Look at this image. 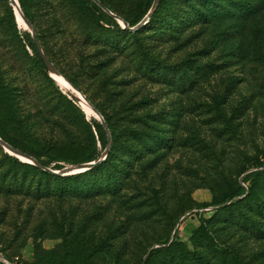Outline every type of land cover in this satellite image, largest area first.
<instances>
[{
	"label": "rangeland",
	"instance_id": "1",
	"mask_svg": "<svg viewBox=\"0 0 264 264\" xmlns=\"http://www.w3.org/2000/svg\"><path fill=\"white\" fill-rule=\"evenodd\" d=\"M15 1L23 16L34 13L59 75L100 117L31 64L23 52L33 55L29 30L0 0V60L11 59L7 75L0 70L8 137L53 171L99 158L101 118L115 141L61 197L28 191L46 184L0 147V264H264V207L242 208L238 217L216 216L211 206L264 165V0H218L225 11L218 7L209 20H197L188 6L177 15V0H164L153 22L135 31L98 6L116 25L80 16L68 0ZM99 1L128 21L147 5ZM248 6L255 11L245 14ZM263 189L261 178L255 193L264 200ZM176 220L178 238L169 246ZM155 247L160 252L148 258Z\"/></svg>",
	"mask_w": 264,
	"mask_h": 264
},
{
	"label": "trees",
	"instance_id": "2",
	"mask_svg": "<svg viewBox=\"0 0 264 264\" xmlns=\"http://www.w3.org/2000/svg\"><path fill=\"white\" fill-rule=\"evenodd\" d=\"M163 1L164 0H159L157 8L153 12L152 17L149 20V23L153 22V19L155 18V16L159 12V10H161L163 8ZM224 1H227V0H224ZM68 2L73 7L74 11L77 12L82 17H89L91 15L92 17H94L95 21H97L98 23L105 22L106 24L113 23V25H116V22L114 20H112L108 16L104 15L97 6L92 5L90 0H68ZM99 2L106 9L110 10L101 1H99ZM152 2H153V0H147V3H146L147 5L145 7L146 12L144 11L143 13H145V14L147 13V11L152 6ZM87 4H91L93 8L92 9L87 8ZM174 4L177 5V7H176V12H177L176 14L177 15H180L184 11L185 6H188L189 9L191 10V12L193 10L199 11L196 14V15H198L196 18L197 20H198V17H203L206 20H209L212 17H216L217 14H219V12H217V10L219 8L221 10L225 11L223 6H218V0H177V2H175ZM202 11H205V14H203ZM254 11H255V9L252 8V6H248L247 10H245V14L246 13L247 14L252 13ZM143 13H141L140 15L135 17L134 20H131V21H128L124 18H121V19L127 23L128 27L132 28V27L136 26L142 20V17L145 15ZM23 14H24V17L26 18V20L32 25V27L35 31L37 40L39 42V45L41 46L44 54L47 57V52L45 50V47L43 46L42 42L40 41V39L37 35V28H36V23H35V19H34V17H35L34 13H32V12L30 13V12H27L26 10H24ZM116 16H118V15H116ZM54 21H56V19H54ZM147 28H143L142 30L137 31L136 33H134L132 35H139V33L145 32L147 30ZM4 32H5V30H4L3 24H1V22H0V34L2 35ZM15 34H17V31H15ZM26 37L28 38V45L31 48V50L33 51V55H29L23 49L24 55L31 61V64L38 70V72H40L42 75L45 76L47 82L52 83V80L47 76V70H46L41 58L39 57L38 53L36 52V47L33 44L32 39H30L28 34L26 35ZM16 39H17V41L19 40V43H22L23 38L20 39L17 35ZM5 63L11 65V59L10 58H8V59L4 58V60L3 59L0 60V70H1L2 76L4 74L7 75V72L5 71V68H4L6 66ZM150 71H151V68L148 65H146L145 72H150ZM94 108L97 110V107L94 106ZM104 122L106 123L107 128L109 130V126H108L107 122L105 120H104ZM94 128L96 130V128H98V126L95 125ZM0 139L3 140L8 145H10L11 147L17 149V144L12 139H10L8 137L7 132L5 131V129L3 128V126L1 124H0ZM110 139H111V146H112V144L115 141V136L113 137L111 132H110ZM100 144L102 147H104L106 144V140H103ZM17 150L22 152L19 149H17ZM92 151H94V152L97 151L96 144L94 142L92 144ZM22 153H24V152H22ZM24 154H26V153H24ZM26 155H28V154H26ZM28 156H30V155H28ZM10 160L12 161V163H14L16 165H20L22 167L32 168V169L36 170L38 172V174L41 176L42 181L45 182V184H46L45 187L38 186V187H35V189H33V190H31V188L28 190L30 192L33 191L32 193L36 194L37 197H40L41 195H45V196H49V195H53V196L56 195L57 196L58 195L59 197L67 196L70 191L73 192L74 190L77 189L76 188L77 182H79V181L85 179L87 176L91 175L97 167V166H95L94 168H92L88 171H85V172L79 173V174H75V175L58 176V175L50 174L48 172L39 170V168L36 166L21 163L18 159L14 158V157H10ZM35 160L40 165L47 168V165L45 163L39 161L38 159H35ZM93 160H94L93 158L89 157V158H86L83 161L78 162V163H80V164L90 163ZM260 168H262V170ZM54 169L57 171H60V170L64 169V167L62 165L58 164L55 166ZM50 170H52V169H50ZM261 178L264 179V165L261 163H257V166L255 167L254 171L246 174L242 178L243 184L237 187L236 193L234 194V196L225 195L221 199H219L218 201L214 202L211 205V206H214L216 208L213 211V214L216 216H219L222 214H227L229 212H234V213H238V217H240V215H241L240 212H241L242 208L251 209L252 211H254L256 213L259 212L260 209L262 207H264L262 205L264 203V200L260 199L259 196H257V194L255 192H256V181L258 179H261ZM248 183H250V185L245 187L244 185L248 184ZM72 192H70V193H72ZM260 193H261V196H263L264 195V189ZM234 197L236 198L235 200H233ZM204 207L205 206H202V208H204ZM176 225H177V228H176L175 233L173 234V236L171 238L169 246H171V244L174 242V240L177 241L178 237L176 236V232H177L178 227L180 225L178 220H176L173 223V228H175ZM81 235L82 234H80V233L76 234V236H75L76 241H78V242L80 241ZM168 242H169V239L166 240L164 245L167 244ZM159 252H160L159 247L151 249L147 252V257L149 258V257H151V256H153ZM178 261H180V259H178ZM142 264H148V261L144 260V261H142Z\"/></svg>",
	"mask_w": 264,
	"mask_h": 264
},
{
	"label": "water",
	"instance_id": "3",
	"mask_svg": "<svg viewBox=\"0 0 264 264\" xmlns=\"http://www.w3.org/2000/svg\"><path fill=\"white\" fill-rule=\"evenodd\" d=\"M90 1L93 2L96 6H98L103 12H105L106 14H108L109 16H111L117 23L121 24L122 27H123V29H127L129 31H135L138 28H140L142 25H144L152 17V14L155 11V9L157 8L158 2H159V0H153L152 6H151L150 10L148 11V13L146 14V16L136 26H134L133 28H130V27H128L127 23L125 21H123L121 18H119L118 16H116L114 14H111L109 12V10L106 9L99 2V0H90ZM9 2L11 4V6L14 8V11H16L17 14H19L21 20L24 22L25 27L29 30L31 39H32V41H33V43H34V45L36 47V50H37V53H38L39 57L41 58L44 66H45V68L47 70L48 76L52 80H54L56 83H58L57 80H56V78H57V76H60V75L57 72V70L55 69V67L53 66V64L48 60V58L45 56V54L41 50V48L39 46V43H38V40H37V37H36V34H35V31H34L32 25L21 14V12L19 10V7H18V4L16 3V1L15 0H9ZM70 87H71V91H68V93L70 94V96H72L78 102H79V96H80L87 103V105L90 107V109L96 115V117L97 116L100 117L99 112L94 108V106L84 96H82L81 94H79L76 91L75 88H73L72 86H70ZM77 95H79V96H77ZM100 122H101L102 127L104 128L105 133H106V146H105L103 152L100 154L99 158L97 160L93 161V162L84 163V164H78V165H75V166H71V167H68V168H64V169H62L60 171H53V170H50V169H48L46 167H43L34 158H32V157H30V156H28V155H26V154L18 151L17 149L11 147L10 145H8L7 143H5L1 139H0V147H2L3 149H5L11 156H14V157H16V158H18L20 160H23V161H25V162L33 165V166L38 167L42 171L48 172L50 174H54V175H58V176L75 175V174L83 173L85 171H88V170L94 168L99 163H101L105 159V157L107 156V154H108V151H109L110 146H111L110 134H109L107 125H106V123L104 122V120L102 118H101V121ZM177 225L174 228L173 234H174V232H175V230L177 228ZM155 248H157V247H155Z\"/></svg>",
	"mask_w": 264,
	"mask_h": 264
},
{
	"label": "bare ground",
	"instance_id": "4",
	"mask_svg": "<svg viewBox=\"0 0 264 264\" xmlns=\"http://www.w3.org/2000/svg\"><path fill=\"white\" fill-rule=\"evenodd\" d=\"M18 16H19V14H18ZM19 18H20V16H19ZM20 20H21V18H20ZM22 23L24 24L23 21H22ZM56 80L61 85L66 86V87L68 86L71 89L70 85L61 76H57ZM77 96H79V95H77ZM79 102L81 103L83 108H85V110H87V112L93 113V111L90 109V107L87 105V103L80 96H79Z\"/></svg>",
	"mask_w": 264,
	"mask_h": 264
}]
</instances>
